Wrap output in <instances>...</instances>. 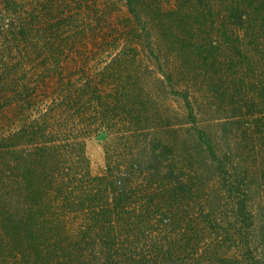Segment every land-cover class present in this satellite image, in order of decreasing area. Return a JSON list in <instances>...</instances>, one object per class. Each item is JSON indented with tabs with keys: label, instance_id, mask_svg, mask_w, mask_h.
I'll return each mask as SVG.
<instances>
[{
	"label": "trees",
	"instance_id": "obj_1",
	"mask_svg": "<svg viewBox=\"0 0 264 264\" xmlns=\"http://www.w3.org/2000/svg\"><path fill=\"white\" fill-rule=\"evenodd\" d=\"M127 5L134 18L140 19L135 0H127ZM92 8L96 6L90 0H0V264H201L220 260L226 243L223 238L231 233L216 224L213 211L206 212L197 201L192 206L199 194L184 179L166 183L172 188L166 201L171 216L179 221L190 209L199 208L196 216L201 220L194 233L213 230L222 235V242L203 248L198 240H188V244L185 237L191 228L186 226L180 238L144 239V246L138 239L120 245L112 240L114 214L128 213L134 198L139 196V207L143 206L132 215L149 217L144 192L153 190L161 172L144 170L128 154L144 124V109L134 100L144 96L137 92L122 61L114 59L92 75L84 66L65 70L66 57L74 55L76 44L68 41L78 39L79 33L61 30L80 19L84 23ZM216 8V0H175L168 11L158 6L150 13L152 20L166 17L168 25H177L179 30L167 42L166 51L180 59L167 69L178 71L179 67L181 74L196 65L192 49L197 37L214 44L207 36L218 32L217 27L223 30L215 22L221 18V13H213ZM229 12L226 7L225 14ZM169 30L173 31L170 26ZM90 35L93 31L86 32V37ZM187 39L191 42L185 45ZM208 59L200 65L221 68L227 63L233 69L226 59L217 60L220 63ZM187 106L191 109L190 103ZM111 129L115 130L114 141ZM91 135L104 139L109 135L106 172L101 177H93L90 171L85 141ZM116 174L123 175L119 183ZM243 204H237L235 215L245 220ZM244 220L236 232L248 231ZM127 226L124 219L118 223L120 229ZM193 245L189 255L187 250Z\"/></svg>",
	"mask_w": 264,
	"mask_h": 264
},
{
	"label": "rangeland",
	"instance_id": "obj_2",
	"mask_svg": "<svg viewBox=\"0 0 264 264\" xmlns=\"http://www.w3.org/2000/svg\"><path fill=\"white\" fill-rule=\"evenodd\" d=\"M90 2L96 9L84 17V23L80 19L61 30L64 34L79 33L78 39L68 41L76 44L72 46L74 55L66 57L69 59L65 70L84 66L92 75L114 59L122 61L135 80L137 92L144 96L134 100L137 107L144 109V124L128 154L143 164L144 170L157 168L161 172L153 190L144 192V208L150 207L149 217L138 219L132 215L143 206L139 207V196L134 198L128 206L129 214H114L112 240L120 245L122 241L138 239L144 246V239L182 236L181 230L186 226L187 230L191 228L188 239L185 237L187 243L198 240L203 248L222 242V235L213 230L194 233L200 223L197 220H201L196 216L199 208L190 209L179 221L171 216L166 201L172 188L166 183L184 179L199 194L191 201L192 206L197 201L207 208L206 212L213 211L216 224L231 233L223 238L226 243L220 260L201 264H256L264 260V0H216L218 9L213 13H221V18L215 22H220L223 30L217 27L218 32L207 36L214 44L205 42L204 36L196 38L192 49L196 65L181 74L179 67L178 71L167 69V65L173 66L180 59L166 51L167 42L179 32L177 25H168L166 17L150 18L158 6L168 11L175 0H135L140 19L129 11L127 0ZM226 7L232 12L225 14ZM88 31H93V35L86 37ZM208 57L209 63L211 59L217 63L226 59L229 65L233 63V69L226 67L227 63H222L221 68L201 66L200 62ZM194 78L197 82L191 81ZM131 109L137 111L135 105ZM2 121L0 118V129ZM108 136L104 139L91 135L85 141L93 177L105 175ZM120 175H115L117 183L123 177ZM178 199L181 200L179 196ZM239 202L244 203L240 208L246 210L245 220L235 215ZM123 219L128 226L120 229L118 223ZM242 220L248 221L243 224L248 231L236 232ZM165 226L170 229L165 230ZM194 249L193 245L187 253L191 255Z\"/></svg>",
	"mask_w": 264,
	"mask_h": 264
}]
</instances>
